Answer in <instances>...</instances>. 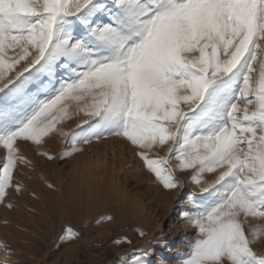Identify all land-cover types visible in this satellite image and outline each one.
<instances>
[{
    "label": "snow or ice",
    "instance_id": "obj_1",
    "mask_svg": "<svg viewBox=\"0 0 264 264\" xmlns=\"http://www.w3.org/2000/svg\"><path fill=\"white\" fill-rule=\"evenodd\" d=\"M112 138L183 194L195 238L181 264H264V0H0V206L14 212L26 193L62 209L130 206L117 174L134 165L97 155ZM21 144L68 165L62 184ZM115 223L101 213L94 226ZM82 238L64 227L56 246ZM114 244L129 246L116 264H152L154 249ZM17 257L0 240V264Z\"/></svg>",
    "mask_w": 264,
    "mask_h": 264
},
{
    "label": "rangeland",
    "instance_id": "obj_2",
    "mask_svg": "<svg viewBox=\"0 0 264 264\" xmlns=\"http://www.w3.org/2000/svg\"><path fill=\"white\" fill-rule=\"evenodd\" d=\"M61 147L58 142H51L48 145L54 153H58ZM99 148L100 152L97 155L103 154L105 159L114 161L113 153L121 156L122 159L119 160L121 167L125 163L134 165L132 170H124L117 174L121 186L132 194L133 203L130 206L118 207L110 204L90 208V213L81 221L84 238L72 245L57 248L62 228L70 225L58 215L55 218L51 217V212L56 211L55 198L37 201L26 193L23 197L13 198L12 202L18 205L16 211L0 206V240L7 241L17 250V258L22 264H116L119 255L129 250L128 245L114 244V239L122 236L132 239L136 247L148 246L154 249V255L150 257L152 264H159L161 258H165L169 264H181L183 259L181 254L188 250L186 237L195 238L192 235L194 229L180 217L177 200L183 199V194L177 197L174 192H168L159 184L152 182L151 175L140 170L142 162L133 157L127 141L112 138ZM21 149L40 171L49 175V178L58 185L62 184V177H66V172L62 173L60 170L67 169L68 165L63 161L52 164L43 160L35 155L29 144H21ZM2 155L3 150L0 149V156ZM26 171L29 175L32 174L30 170ZM108 172H111V167ZM98 175L104 178L105 183L109 182L110 176L106 175L104 170ZM207 178L211 179L212 175L209 174ZM181 179L186 180L187 177L182 176ZM24 182L38 193H46L44 185L38 179L28 180L25 177ZM32 209L35 211H31ZM99 213L113 215L117 213L122 216L123 222L128 224L121 226L114 237L107 234L106 228L111 224H106L103 228L94 226L95 218H98L95 216H99ZM5 220L9 221L7 225L4 224ZM86 224L87 227L92 224L95 227L89 230V234L86 233L84 226ZM140 228L147 232V236L140 238L137 235L135 239L130 237L133 231L137 233Z\"/></svg>",
    "mask_w": 264,
    "mask_h": 264
},
{
    "label": "bare ground",
    "instance_id": "obj_3",
    "mask_svg": "<svg viewBox=\"0 0 264 264\" xmlns=\"http://www.w3.org/2000/svg\"><path fill=\"white\" fill-rule=\"evenodd\" d=\"M55 213H52L51 211V217L55 218L56 215H58V217L63 220L64 222H66L67 224H69L70 226H72L73 228L79 230L82 233V219L83 217L86 216V214L90 213V208L86 207V206H78L72 209H62L61 207L58 206V204L55 205ZM95 210V209H94ZM117 212V211H116ZM98 213V212H97ZM115 213V212H114ZM100 214V213H99ZM112 214V213H111ZM94 216V215H93ZM98 217V216H95ZM116 217V223L115 224H111L109 225L106 229H107V234L109 235H113L114 237L116 236L115 233L118 232L119 228L121 226H123L125 224V222H123L122 220V216L120 217L119 215H117V213L115 214ZM124 218V217H123ZM127 218H129L127 216ZM96 219V218H95ZM129 221V220H128ZM95 223V222H94ZM128 224V223H126ZM125 224V225H126ZM82 225V226H81ZM85 226V225H84ZM90 226V227H89ZM88 227L86 226V233L89 234V230L92 229L93 224L89 225ZM95 228V227H94ZM85 229V228H84ZM94 231V230H93ZM96 231V230H95ZM138 234L135 233V231L132 232V235H130V237H133V239L136 238ZM84 238V236H83ZM86 240V239H85Z\"/></svg>",
    "mask_w": 264,
    "mask_h": 264
}]
</instances>
